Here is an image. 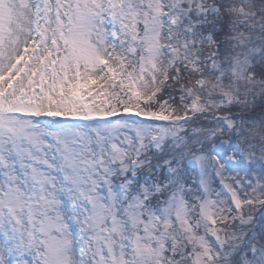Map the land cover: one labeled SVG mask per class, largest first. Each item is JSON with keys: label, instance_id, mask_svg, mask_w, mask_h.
<instances>
[{"label": "snow or ice", "instance_id": "1", "mask_svg": "<svg viewBox=\"0 0 264 264\" xmlns=\"http://www.w3.org/2000/svg\"><path fill=\"white\" fill-rule=\"evenodd\" d=\"M0 264H264V0H0Z\"/></svg>", "mask_w": 264, "mask_h": 264}, {"label": "rangeland", "instance_id": "2", "mask_svg": "<svg viewBox=\"0 0 264 264\" xmlns=\"http://www.w3.org/2000/svg\"><path fill=\"white\" fill-rule=\"evenodd\" d=\"M217 187L219 186V181L217 180V185H216Z\"/></svg>", "mask_w": 264, "mask_h": 264}]
</instances>
